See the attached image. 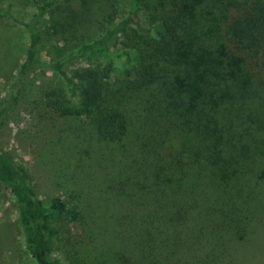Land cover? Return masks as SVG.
Masks as SVG:
<instances>
[{"label":"trees","instance_id":"16d2710c","mask_svg":"<svg viewBox=\"0 0 264 264\" xmlns=\"http://www.w3.org/2000/svg\"><path fill=\"white\" fill-rule=\"evenodd\" d=\"M69 1L32 0L35 14L20 22L29 46L18 71L19 95L34 71L49 70L60 75L68 93L65 98L51 92L50 107L63 116H92L101 140L122 143L143 124L145 133L134 134L133 144L145 156L137 161L141 168L133 183L135 194L151 204L137 217L141 246L130 264H216L215 255L193 256L190 250L199 242L210 246L223 232L221 240L245 239L252 210L239 201L251 187L248 179L255 180L264 166V0H132L127 17L98 39L55 62L43 61L41 22ZM4 17L10 8L0 11ZM123 37L132 45L114 44ZM77 62L87 66L70 73L66 66ZM16 97L10 96V105ZM77 100L82 110L72 111L69 104ZM139 101L145 110L135 123L131 113ZM9 107L0 111V127ZM175 141L180 148H170ZM0 182L16 199L35 262L65 264L57 253L64 200L53 197L46 206L1 151ZM210 210L220 217L211 229ZM198 213L200 221L192 226Z\"/></svg>","mask_w":264,"mask_h":264},{"label":"rangeland","instance_id":"374dc122","mask_svg":"<svg viewBox=\"0 0 264 264\" xmlns=\"http://www.w3.org/2000/svg\"><path fill=\"white\" fill-rule=\"evenodd\" d=\"M131 1L64 2L63 11L41 22L42 60L55 62L98 39L118 18L127 17ZM155 4L156 1L148 3L152 7ZM9 8L10 17L0 18V111L10 106L5 124L0 127V151L24 171L46 206L53 197L64 200L67 212L58 224L57 253L65 264H124L125 261L130 264L141 246L135 235L137 217L151 204L143 199V194H135L133 179L141 168L137 161L145 156L134 147L136 133H131L122 143H108L98 137L92 116H63L51 108V92L65 98L68 93L60 75L49 70L34 71L19 95L18 71L29 46V34L20 22H29L36 8L32 0H0L3 14ZM114 44L131 46L132 42L123 37L114 40ZM103 64L100 61L98 69L102 70ZM84 66L87 64L77 62L66 69L73 74ZM11 93L18 98L10 105ZM141 102L132 108L131 118L135 123L141 121L145 110ZM81 105L77 100L70 102L69 107L79 111ZM260 119L264 121V117ZM139 128V131L133 128L136 135H144L143 124ZM173 146L177 149L181 144L175 141L170 148ZM169 154L166 150L165 160ZM261 170L255 179L261 178L256 186L259 196L250 193L255 181L251 176L248 179L251 187L245 189L248 193L239 201H245V208L252 210L248 215L250 233L241 240L230 236L221 240L223 232L210 246L205 241L197 243L196 251L190 250L193 256L215 255L216 264H264V208L259 212L264 207V166ZM149 189L146 186L145 192ZM200 217V213L194 215L191 225H197ZM207 220L211 229L220 222V217L210 210ZM0 264H37L26 249L16 199L2 182Z\"/></svg>","mask_w":264,"mask_h":264}]
</instances>
